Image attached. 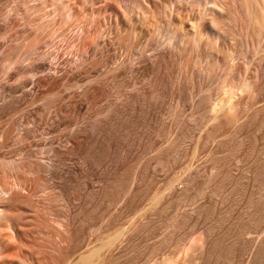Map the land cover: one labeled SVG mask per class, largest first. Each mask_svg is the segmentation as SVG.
<instances>
[{"label": "rangeland", "instance_id": "obj_1", "mask_svg": "<svg viewBox=\"0 0 264 264\" xmlns=\"http://www.w3.org/2000/svg\"><path fill=\"white\" fill-rule=\"evenodd\" d=\"M43 1L29 0L32 6ZM0 12L7 18L0 35L9 33L0 50V158L28 162L42 152L51 156L49 149L57 147L61 135H72L76 126L85 129L81 150L69 147L54 158L61 161L53 162L59 207L69 215L79 248L96 223L103 235L123 232L111 264H264V76L262 89L251 98L259 101V111L249 113L237 128L208 125L201 113L190 112L191 82L179 79V67L169 57L156 63L151 78L129 98L114 102L123 87L104 79L99 81L106 99H61L51 78H72L77 65L69 51L68 59L59 42L39 45L35 54H40L32 59L24 47L12 51L11 45L22 43L14 36L27 13L15 0H0ZM10 56L20 63L6 66ZM47 74L52 77L42 78ZM34 77L42 78L44 87ZM39 113L50 114L44 121ZM95 177L96 209L91 196ZM74 194L82 201H74Z\"/></svg>", "mask_w": 264, "mask_h": 264}, {"label": "bare ground", "instance_id": "obj_2", "mask_svg": "<svg viewBox=\"0 0 264 264\" xmlns=\"http://www.w3.org/2000/svg\"><path fill=\"white\" fill-rule=\"evenodd\" d=\"M15 1L25 8L27 18L14 36L22 43H9L11 50L24 47L26 57L32 59L39 45L54 46L59 42L68 49L60 45L66 50L64 55L69 54L76 62L77 69L72 66L75 73L72 71L70 80L66 79L69 74L59 79L52 74L54 79L50 81L56 97L64 95V99L66 96L70 100L83 96L91 102L101 101L106 90L100 81L105 79L123 87L115 96L114 102H118L129 98L151 78L156 63L169 57L179 67V79L187 77L191 82L190 112L201 113L202 121L207 120L208 125L232 123L237 128L245 123L249 113L259 111V101L251 98L263 87L260 79L264 76V0H44L40 6H32L29 0ZM5 14H0V28L7 20ZM5 34L0 35V50L4 48ZM246 57L250 58L247 64ZM17 58L10 56L6 66L20 63V57ZM42 78L34 79L36 85L41 84ZM58 85L61 89L64 86V92H59ZM48 105L47 112L52 109ZM39 114L45 121L50 113ZM90 122L94 126L95 122ZM30 124L26 125L28 129ZM11 130L6 137L14 132ZM86 139L85 129L76 126L72 135L64 134L56 140L57 147L51 145V156L42 152L43 156L39 153L40 158H33L40 159L36 163L28 157L24 159L30 162L23 158H0V264L113 262L114 248L123 232L103 235L94 223L89 240L79 248L69 215L61 212L60 196L54 190L53 164L63 157L55 162L54 158L69 147L80 151ZM200 140L198 136L194 151ZM95 178L91 196L96 209L98 178ZM73 200L82 201L79 194H74Z\"/></svg>", "mask_w": 264, "mask_h": 264}]
</instances>
